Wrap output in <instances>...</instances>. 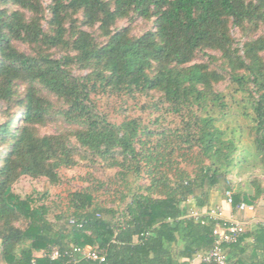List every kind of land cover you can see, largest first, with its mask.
Wrapping results in <instances>:
<instances>
[{
	"label": "trees",
	"instance_id": "1",
	"mask_svg": "<svg viewBox=\"0 0 264 264\" xmlns=\"http://www.w3.org/2000/svg\"><path fill=\"white\" fill-rule=\"evenodd\" d=\"M69 11H80L83 25L97 24L105 40L69 29ZM129 14L153 18V29L132 36L112 27ZM260 21L264 0H48L46 7L41 0H0V99L13 98L18 80L40 83L65 103L63 114L78 126L75 139L99 160L92 162L111 170L72 177L79 185L53 218L46 203L12 191L23 174L57 184L61 169L76 163L67 139L35 133L48 104L28 85L17 99L19 117L0 123V264H192L214 247L213 230L232 221L212 208L213 193L232 209L258 202L264 209V179H252L251 191L235 190L227 175L240 126L223 127L230 104L213 88L222 75L192 62L197 51L220 52L233 92L244 94L252 142L264 155V36L237 49L229 32V25ZM16 40L74 54H25ZM74 62L93 68L77 76L69 69ZM149 91L160 92L164 113L147 120L126 114L143 109L139 94ZM97 94L116 111L101 109ZM20 220L23 226L15 224ZM247 237L253 241L245 243ZM86 246L104 259L75 251ZM221 246L228 264H264V223L243 227ZM54 248L60 255L52 259Z\"/></svg>",
	"mask_w": 264,
	"mask_h": 264
},
{
	"label": "rangeland",
	"instance_id": "2",
	"mask_svg": "<svg viewBox=\"0 0 264 264\" xmlns=\"http://www.w3.org/2000/svg\"><path fill=\"white\" fill-rule=\"evenodd\" d=\"M41 1L42 5L46 7L48 0ZM8 6L10 9L18 8L14 5ZM47 15V9H45L44 19L42 20L44 28H47ZM82 22L83 17L80 11H69L67 13L65 23L67 27H70L69 29L72 27L84 29L94 37L97 43H101L105 40L97 24L83 25ZM112 27L116 29L126 27L129 35L136 36L148 29H153V18L144 19L129 14L126 17L117 19ZM229 32L233 40L232 47L242 49L244 42L248 39L264 36V21L246 25V27L229 25ZM13 45L19 51L30 55H34L37 52H47L52 57L60 58L64 55L74 54L69 47L65 46L45 49L44 47H35L18 40L14 41ZM241 53L242 51L240 50V54ZM262 56L264 59V53H262ZM192 62L203 63L209 70L216 71L222 75V78L213 84V88L224 94L226 101L228 100L227 102L230 104V109L225 117L226 121L223 127H225L226 124L229 126H240L239 130H235V137H238L237 140L235 139L237 147L232 155L233 159L227 169V175L231 180L233 189L251 191L253 188V184L251 183L252 179H264V155L256 150L252 142L253 129L250 127L251 121L249 117L242 114L241 102H244V94L239 91L233 92L234 83L230 80V67L225 63L219 51L211 49L197 51ZM92 68L91 66H83L75 62L71 63L69 66L71 72L77 76L86 75ZM28 85H32L36 89L39 97L48 104L45 121L35 126V133L40 136L48 134L58 135L67 139L69 145L75 149L73 158L76 163L70 168L61 169V180L57 184L50 183L44 176L30 177L23 174L12 183L11 188L12 191L21 198L30 195L36 199L37 203H46L50 207L49 217L53 218V215L58 212L61 207H64L66 202L65 194L67 191L79 185L72 177L77 174H83L87 169H90L97 176H104L106 172L111 170H105L100 163L92 162V159L99 160L75 139L74 133L78 129V126L76 123L68 120L63 114L65 103L61 98L50 92L40 83L18 80L16 93L13 98L8 101L0 99V123L7 121L9 118L12 122H15V118L19 117L21 105L18 103L17 99L23 95ZM232 93L233 96H231ZM95 97L100 100L99 106L101 109L104 108L106 112H111L113 109L116 111L115 109H117V107L115 106V108H113V105L108 103V100L105 99L104 96L101 98L102 96L97 94ZM161 97L158 91H149L147 94H139V101L144 108H128L125 110L127 111L126 114H131L144 120L157 114H162L164 113L165 104L161 102ZM168 117L173 118L169 115ZM229 130L230 129H226L227 133ZM3 147L4 145H0V149ZM15 224L23 226L24 222L20 220Z\"/></svg>",
	"mask_w": 264,
	"mask_h": 264
},
{
	"label": "built area",
	"instance_id": "3",
	"mask_svg": "<svg viewBox=\"0 0 264 264\" xmlns=\"http://www.w3.org/2000/svg\"><path fill=\"white\" fill-rule=\"evenodd\" d=\"M227 201L230 202L231 198L230 196L227 197ZM247 205L245 203H240L238 205L239 209H244ZM210 215H213L214 217H217V213L215 211H211L209 213ZM193 216H197L198 212L194 210L192 212ZM243 231V224L239 221L232 220L229 221L228 224L218 226L213 230V238H214V247L209 250L205 255L201 257L203 261L206 262H213L214 264H228L226 260V256L222 249V243H229L232 241H235L238 237V235ZM75 251H77L79 254L92 258L100 260H103L104 257L99 255L96 251H93L89 246H86L85 248H75ZM60 255V253L57 251V249H53L50 257L52 259L57 258ZM30 264H36L34 261H32ZM53 264V263H50ZM64 264H70V263H64Z\"/></svg>",
	"mask_w": 264,
	"mask_h": 264
},
{
	"label": "crops",
	"instance_id": "4",
	"mask_svg": "<svg viewBox=\"0 0 264 264\" xmlns=\"http://www.w3.org/2000/svg\"><path fill=\"white\" fill-rule=\"evenodd\" d=\"M212 208L218 210L220 215L224 219H231L239 221L243 224V227L248 230L254 228L258 223H264V209L260 207L261 203L258 202L257 205H248L244 209H239L238 207L232 209L231 205L228 204L223 198L219 197L217 194L213 193L211 196ZM245 243H250L253 241L252 237H247ZM247 255L253 254L250 248H247ZM36 255L40 256L41 252H37ZM201 255H197L192 260V264H198Z\"/></svg>",
	"mask_w": 264,
	"mask_h": 264
}]
</instances>
